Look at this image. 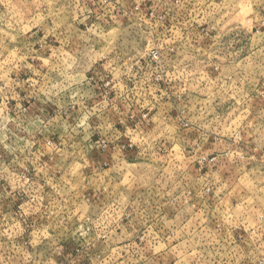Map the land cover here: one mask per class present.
<instances>
[{
	"label": "clouds",
	"instance_id": "1",
	"mask_svg": "<svg viewBox=\"0 0 264 264\" xmlns=\"http://www.w3.org/2000/svg\"><path fill=\"white\" fill-rule=\"evenodd\" d=\"M0 264H264V0H0Z\"/></svg>",
	"mask_w": 264,
	"mask_h": 264
}]
</instances>
